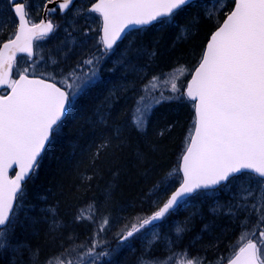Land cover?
I'll list each match as a JSON object with an SVG mask.
<instances>
[{"label": "snow or ice", "instance_id": "snow-or-ice-1", "mask_svg": "<svg viewBox=\"0 0 264 264\" xmlns=\"http://www.w3.org/2000/svg\"><path fill=\"white\" fill-rule=\"evenodd\" d=\"M223 2L214 0L213 11L206 15L213 18L215 11H223ZM10 3L18 17V26L14 38L3 43L0 49V87L7 85L11 90L7 95H0V253H18L24 247L31 252L30 264H40L38 249L32 252L26 245L14 241L17 227L26 229L36 222L28 215L34 206L24 209L20 203L25 195L24 185L39 168L45 145L62 119L71 115L73 100L87 95L95 85L100 57L82 61L88 71L81 70L78 64L64 76L62 86H57L50 74L45 78L44 73L37 72L39 60L27 63L34 56L33 41L46 37L55 26L50 21L31 23L21 0H10ZM72 4L73 0H63L59 8L67 10ZM233 5V10L211 35L186 91H181L173 80L166 90L178 95L165 96L160 91L159 96H153L158 90L154 82L160 79L156 76L142 89L144 94L137 101L133 117L136 128L144 129L152 109L162 101H181L186 97L195 102V117L177 169L183 174L179 187L153 214L136 217L135 223L125 225L116 234L117 248H132L131 241L138 238L137 233L149 225L155 226L154 222L163 220L181 203L186 204V198L214 195L205 190L218 186L228 188L235 183L236 203L229 206V213L244 214L241 228L247 242L228 264H264V0H233ZM197 6L196 0H98L88 11L102 17L100 43L106 55L126 35V29L153 22L167 26L179 11ZM18 53L25 54V66H18V79H12ZM175 71L183 72V69ZM146 100L149 102L145 103ZM13 165L18 171L10 178L8 172ZM171 178L170 175L161 184L166 188V181ZM253 216L255 223L249 230L247 225ZM80 219L82 216L76 217L77 221ZM107 226L108 219L104 218L82 256L79 250L85 245H76L69 235L67 239L72 244L61 245L63 251L46 258L43 264H98L104 259L116 264L112 258L116 250H106V241L100 237ZM50 228L53 233L61 231L55 219ZM181 231L177 228V233ZM53 239L57 237L54 235ZM150 248L147 246L145 253ZM179 256V264H204L203 257L188 258L187 252ZM170 259L142 254L138 264H169Z\"/></svg>", "mask_w": 264, "mask_h": 264}, {"label": "trees", "instance_id": "trees-1", "mask_svg": "<svg viewBox=\"0 0 264 264\" xmlns=\"http://www.w3.org/2000/svg\"><path fill=\"white\" fill-rule=\"evenodd\" d=\"M203 1L197 2V7L179 11L169 25L148 29L130 48L126 66L113 65L104 59L95 85L87 95L73 101L71 115L54 132L39 168L25 184V195L20 202L24 209L34 206L28 215L36 222L26 229L17 227L14 241L32 252L38 249L39 260L48 251L60 253L61 245H71L69 235L74 240L82 236L83 241L91 242L104 218L108 219V226L100 237L120 232L125 225L135 223L136 217L150 216L180 184L182 178L177 169L192 130L194 104L186 97L181 101H162L152 109L143 130L134 126L133 117L137 101L144 94L142 89L153 76L160 78L154 82L158 90L153 96H159L160 91L165 96L178 95L166 90L174 76L181 73L175 70L192 68L185 79L187 83L200 62L207 40L233 4L229 0L226 14L209 18ZM8 27L1 33L0 46L15 34L16 21L9 22ZM185 81H175L181 91H185ZM170 175L172 178L166 181L165 188L161 181ZM210 192L216 194L221 190ZM215 194L192 196L159 223L177 222L181 207L198 211L194 217L201 218L194 229L168 250L156 244L145 253L139 233L131 241L132 248H117V243L112 248L105 247L106 250H116L112 257L116 264H138L142 254L171 257L169 264H179V254L183 252H187L188 258L203 257L204 264H225L247 242L241 228L244 214L231 215L230 204L221 212H210ZM218 196L227 199L223 194ZM42 209L52 211L42 212ZM23 215L21 212V219ZM77 216L82 219L77 221ZM53 219L59 223L60 232H52ZM254 223L253 216L247 228L251 230ZM23 250L22 257L14 256L18 262L0 254V264H30L31 252ZM79 251L81 255L85 252ZM104 264L110 262L104 259Z\"/></svg>", "mask_w": 264, "mask_h": 264}, {"label": "rangeland", "instance_id": "rangeland-1", "mask_svg": "<svg viewBox=\"0 0 264 264\" xmlns=\"http://www.w3.org/2000/svg\"><path fill=\"white\" fill-rule=\"evenodd\" d=\"M26 1L28 3V6L32 8L30 12L32 13V16H34L35 10L41 8L40 5L41 0H26ZM80 1L88 3L89 0H80ZM201 4H206L205 6V9H207L206 13L213 11L214 0H205ZM229 4H230L229 0H224L223 4L221 5V7L224 10L215 11L214 16L219 18L221 13H223V15L226 14L228 12L227 7ZM8 5H9V0H0V36L1 33L5 31V28L9 26L10 20H6L5 18H3L4 12L8 9ZM82 8H83V4L78 5V7L73 12V15H75V17L72 16L66 22L59 21L57 25V30L54 33V35L46 41L40 40L36 48L37 51L34 60H39V63L36 65L37 72L44 73L46 78H48L50 74V76L54 77L55 78L54 80L59 84H61V82L64 79V76L71 69L76 68L78 64H80V68H81L82 53L89 54L97 49V47L81 48L80 47L81 45L79 46L78 40L82 36H84L85 33H90L91 28L97 30L99 26L97 24L98 20L96 16L92 13L88 12V15H81V16L79 15L80 17L77 16L80 12L83 11ZM132 45L133 44L130 43L128 46L124 48L125 50L123 52H119L117 54L114 53L113 55H111L113 57L115 56L114 57L115 60L111 61L113 62V65L120 64L121 66H126L127 62L130 61L129 53H130V48L133 47ZM41 57H43L44 59L41 60L40 59ZM101 59L102 58H100V60ZM104 59L105 58H103V60ZM18 62L19 63L17 67L25 66V59H21ZM31 62L29 63L27 62V63L31 64ZM100 62L101 61H99L97 65L98 68H100V66H103V64H101ZM82 70L85 71L83 68ZM191 70L192 68H188V69L185 68L183 72L174 76L175 77L174 80L177 81L179 79L185 81ZM16 74L18 75L17 71ZM98 76H99V71H98ZM97 79L98 77L96 78V80ZM236 189H237V185L233 183L228 188L224 187L221 190V193L219 192L216 193L215 196H213L212 202L209 207L210 212L218 213L222 211L223 207L228 206L229 204L230 205L235 204L236 200L233 198V194L236 192ZM221 194H223L227 199H223L222 196L221 197L218 196ZM179 212H180L179 213L180 216L177 222L172 224L166 222L165 225L147 227L144 230V232L138 234L139 238L145 240L147 244L150 245L152 248L153 245L155 246L156 244H158L161 246L162 250H168V248L172 247L171 245L177 242L178 239L181 238L185 233H187L189 230L194 229V226L197 225L201 220V218L199 220L194 217L198 213V211L190 210V209L187 210V207H181ZM177 228H181L183 229V231L177 233ZM23 249L25 248L21 247L18 253H13L11 251L6 252L5 254L9 255L10 257V258L7 257L6 259L10 260L12 258L13 261L18 262V260L14 256L18 254L20 255V257H22L25 253L23 252L24 251Z\"/></svg>", "mask_w": 264, "mask_h": 264}, {"label": "flooded vegetation", "instance_id": "flooded-vegetation-1", "mask_svg": "<svg viewBox=\"0 0 264 264\" xmlns=\"http://www.w3.org/2000/svg\"><path fill=\"white\" fill-rule=\"evenodd\" d=\"M53 1H56V0H51V2ZM97 0H89L88 3L86 2H83V1H80V0H76L75 2V5L69 9L67 11V13H62L61 10L59 8L56 7L55 11H52L51 13H49V21L51 23H53V25L55 26V31L54 33L56 32L57 30V25H58V22L59 21H62V22H66L68 21V19H70L72 16L75 17V15H73V12L74 10L78 7V5L80 4H83V11L80 12L77 16H81V15H88V12L89 13H92L96 16L98 22L97 24L99 25L98 26V29L97 30H94L91 28V32L90 33H87V35H84L82 36L79 40H78V43H79V46L81 48H91V47H97V49L95 51H93L92 53H89V54H86V53H82V56H81V61H84V60H87L88 58H92L93 56H96V57H100L102 58L100 61V63L103 62V58H105V60H109L111 64H113V62L111 61H114L115 60V56H111L113 55L114 53H119V52H123L124 48L126 46H128L130 43L134 44L136 43L137 40H139V38L141 36H143L148 29L150 28H154V27H158L159 25H161L159 22L154 25V26H150V27H145V28H141V29H135V31H132V32H129L128 34H126L127 36L125 37V39L123 41H121L120 43H118L115 48L108 54L106 55H103L104 53V48H103V45L100 43V40L102 38V17L98 14V13H95V12H90L88 11L89 8H91V6L96 2ZM21 2H23L25 4V8H26V11L28 12V19L30 20L31 23H37V22H40L42 19H43V12H44V9H45V3L49 2V0H41L40 2V5H41V8L40 9H36L35 10V15L32 16V13L30 12L31 11V7L28 6V3L26 0H21ZM201 2V1H199ZM233 2V1H232ZM8 7L10 8V13H11V20L10 22L12 21H17V18L15 17V13H14V9L10 3V0H9V5ZM38 10V11H37ZM79 16V17H80ZM175 18V16H174ZM173 18V20H174ZM172 20V21H173ZM54 35V34H53ZM52 35V36H53ZM52 36H49V37H44V38H40V39H37L36 40V44H35V50L37 48V45H38V42L40 40L42 41H46L48 39H50ZM37 51V50H36ZM96 52V53H95ZM109 55V56H107ZM26 59V58H24ZM108 61V62H109ZM27 62H31L30 60H27ZM32 63V62H31ZM82 68L85 70V71H88V66L85 65V64H81V70ZM51 80V79H50ZM54 82H56L54 80ZM57 83V82H56ZM59 84V83H58ZM60 85V84H59ZM241 179H243V176L240 177ZM16 231V230H15ZM2 254V253H0ZM3 255V254H2ZM83 255V254H82ZM81 255V256H82ZM3 256H9L7 254L4 253ZM2 256V257H3ZM46 259V258H45ZM44 260H39L40 264H43V262L45 261ZM86 259V258H85Z\"/></svg>", "mask_w": 264, "mask_h": 264}, {"label": "water", "instance_id": "water-1", "mask_svg": "<svg viewBox=\"0 0 264 264\" xmlns=\"http://www.w3.org/2000/svg\"><path fill=\"white\" fill-rule=\"evenodd\" d=\"M196 1H199V0H196ZM63 2V0H56V1H53V2H47V3H45V9H44V12H43V19L40 21V22H38V23H36V24H39V23H41L42 21L43 22H45V23H47V22H49V13H51L52 12V9H56V7L57 8H59V4L60 3H62ZM75 2H76V0H73V4L72 5H70L69 6V8L67 9V10H61L60 8V10H61V12L64 14V13H67V11L69 10V9H71L74 5H75ZM98 2V0L95 2V3H97ZM94 5V4H93ZM92 5V6H93ZM91 6V7H92ZM25 10H26V8H25ZM15 17H16V15H15ZM17 18V26H18V17H16ZM225 19H226V17H225ZM157 22H153V24H150V25H144V26H133V27H130L129 29H126V34H128L129 32H132V31H135V29H140V28H145V27H147V26H152V25H154V24H156ZM102 25H103V20H102ZM222 25V24H221ZM220 25V26H221ZM17 29V28H16ZM102 29H103V27H102ZM54 30H55V27H54ZM54 30H53V32H54ZM217 29H215L214 30V32L216 31ZM53 32H51V33H49L47 36H50V35H52L53 34ZM15 36V35H14ZM14 36H13V38H14ZM102 36H103V31H102ZM127 35H125V36H123L122 38H121V40H118L117 42H116V44L117 43H119V42H121V41H123L124 39H125V37H126ZM211 37V36H210ZM210 37H209V39H208V41L210 40ZM35 41L36 40H34L33 41V50H34V47H35ZM208 41H207V43H208ZM7 42V41H6ZM5 43V42H4ZM207 45V44H206ZM2 46H3V44L1 45V47H0V49H2ZM114 47H115V45H114ZM114 47H113V49H114ZM206 50V46H205V49H204V51ZM21 56H25V54H23V53H18L17 54V57H16V60L19 58V57H21ZM35 57V50H34V56L31 58V59H33ZM199 65V64H198ZM198 67V66H197ZM196 67V68H197ZM14 68H15V65H14V67H13V70H12V74H11V78H13V72H14ZM195 68V69H196ZM192 75H194V71H193V73L191 74V76L190 77H192ZM18 79V78H17ZM190 81H191V78L189 79V81L187 82V84L188 83H190ZM51 82V81H50ZM186 84V85H187ZM58 86V85H57ZM7 91V92H6ZM10 89L7 87V85H5V86H3V87H0V95H7V94H9L10 93ZM185 91H186V87H185ZM191 101V100H190ZM192 103H195L194 101H191ZM67 118V117H66ZM66 118H63L62 119V121L61 122H63ZM61 122H60V124H61ZM59 124V125H60ZM53 136V135H52ZM52 136L50 137V139H49V142L45 145V150H44V152L41 154V158H42V156L44 155V153L47 151L46 149L48 148V146H49V144L51 143V138H52ZM41 158H40V160H41ZM182 162V161H181ZM181 162H180V164H181ZM39 163H40V161H39ZM180 166V165H179ZM15 171H18V167L16 166V165H13V167L11 168V169H9V172H8V175H9V177L10 178H14V173H15ZM181 173V177H182V172H180ZM32 177V176H31ZM30 179H28L26 182H25V184L29 181ZM25 186V185H24ZM179 187V185L176 187V188H178ZM221 186H218L216 189H219ZM176 188H175V190H176ZM216 189H209V190H205V191H210V190H216ZM174 190V191H175ZM171 195V194H170ZM170 197V196H169ZM168 197V198H169ZM192 197V196H191ZM167 198V199H168ZM188 198H190V197H188ZM188 198H186L187 200H188ZM177 210V209H176ZM176 210H173V211H170V213H174ZM169 213V214H170ZM169 214H167V215H169ZM166 215V216H167ZM166 216H165V218H166ZM164 218V219H165ZM163 219V220H164ZM162 220H160V221H156V222H154V225H158V223H160ZM150 226H153V225H150ZM225 264H228V262L227 263H225Z\"/></svg>", "mask_w": 264, "mask_h": 264}, {"label": "bare ground", "instance_id": "bare-ground-1", "mask_svg": "<svg viewBox=\"0 0 264 264\" xmlns=\"http://www.w3.org/2000/svg\"><path fill=\"white\" fill-rule=\"evenodd\" d=\"M11 13H10V8L8 7V9L4 12V14H3V18H5L6 20H11ZM232 205V204H231ZM43 217V216H42ZM44 223L46 224L47 223V220H45L44 219ZM118 232H114V233H111V234H109V235H105V236H103V237H101L104 241H106V244H105V247H113V246H116L117 245V243H118V241H117V237H116V234H117ZM90 236V235H89ZM80 237V236H79ZM78 237V239H76L75 240V244L76 245H85V247L84 248H81L80 250H82V251H86L87 250V246L91 243V242H89V241H83V239H81V238H83L82 236H81V238H79ZM139 243L142 245V247H143V249H144V251H145V248L147 247V246H149L148 244H147V242L145 241V240H143V239H140L139 240ZM155 246L153 245V248H154ZM152 247L150 248V250L151 249H153ZM97 251H99V249H97ZM118 251H120V250H118ZM56 254H57V252L55 253V252H53V253H51V251H48L47 253H45V255H44V257L43 258H40V260H44L45 258H48V257H54V256H56ZM87 259V258H86ZM85 259V260H86ZM98 264H104V260H101V261H98Z\"/></svg>", "mask_w": 264, "mask_h": 264}]
</instances>
